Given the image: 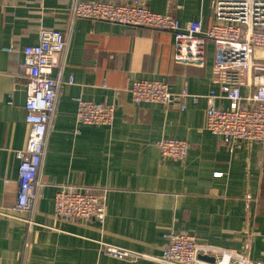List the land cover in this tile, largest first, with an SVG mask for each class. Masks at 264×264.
Returning <instances> with one entry per match:
<instances>
[{
	"label": "crops",
	"instance_id": "crops-1",
	"mask_svg": "<svg viewBox=\"0 0 264 264\" xmlns=\"http://www.w3.org/2000/svg\"><path fill=\"white\" fill-rule=\"evenodd\" d=\"M87 1L95 0H0V264H155L106 256L100 242L154 256L169 233L264 264V141L225 144L205 129L202 96L217 90L211 42L201 64L178 63L167 31L72 18L71 5ZM143 1L181 28L212 21V0ZM41 29L62 33L61 76L71 83L56 92L36 172L40 186L25 211L14 208L15 152L27 136L18 64ZM255 55L264 57V50ZM251 77L242 78L243 96ZM139 79L164 81L172 93L185 88L197 101L186 100L181 111L176 103L133 104L126 88ZM77 99L113 105L111 125L77 123ZM214 104L224 108L227 101ZM160 138L186 141L185 158L162 157ZM63 185L103 195V220L57 217L53 195Z\"/></svg>",
	"mask_w": 264,
	"mask_h": 264
},
{
	"label": "built area",
	"instance_id": "built-area-1",
	"mask_svg": "<svg viewBox=\"0 0 264 264\" xmlns=\"http://www.w3.org/2000/svg\"><path fill=\"white\" fill-rule=\"evenodd\" d=\"M70 14L72 18L167 31L173 37L172 59L182 64H201L205 41L209 40L217 90L210 89L202 96L205 129L219 136L225 144L236 140L264 141V57L255 55V50H264V0H212V21L205 28L198 20H191L181 28L172 15L150 11L143 0L74 2ZM64 47L60 31L41 29L37 42L22 49L18 69L25 86L23 119L27 136L24 149L15 152L18 162L14 208L18 210L27 211L33 206L35 190L40 186L36 172L53 101L60 86L71 83L70 77L64 81L61 76ZM52 68L58 70L55 77L50 76ZM250 73L248 86L251 90L243 96L240 91L242 78ZM126 91L133 104L148 102L168 106L176 103L180 111L186 100L195 103L198 98L185 88L172 93L161 80H133ZM215 99L226 100V107H216ZM113 111L114 106L106 102L77 99L75 121L109 126ZM155 145L162 157L183 160L187 153V143L181 139L160 138ZM53 212L64 221L93 219L101 222L104 196L86 188L59 186L53 195ZM163 237L165 243L161 252L154 256L103 242H100L99 251L118 260L148 259L155 264H253L235 250L198 244L186 234L169 233ZM200 256H210L213 260Z\"/></svg>",
	"mask_w": 264,
	"mask_h": 264
},
{
	"label": "water",
	"instance_id": "water-1",
	"mask_svg": "<svg viewBox=\"0 0 264 264\" xmlns=\"http://www.w3.org/2000/svg\"><path fill=\"white\" fill-rule=\"evenodd\" d=\"M202 259H206V260H209V261H212L213 260V258L212 257H206V256H200Z\"/></svg>",
	"mask_w": 264,
	"mask_h": 264
}]
</instances>
